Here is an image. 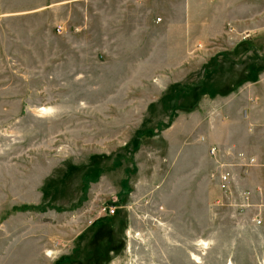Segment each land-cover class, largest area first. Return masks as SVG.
<instances>
[{
    "label": "rangeland",
    "instance_id": "1",
    "mask_svg": "<svg viewBox=\"0 0 264 264\" xmlns=\"http://www.w3.org/2000/svg\"><path fill=\"white\" fill-rule=\"evenodd\" d=\"M253 115L264 0H0V264H264Z\"/></svg>",
    "mask_w": 264,
    "mask_h": 264
},
{
    "label": "crops",
    "instance_id": "2",
    "mask_svg": "<svg viewBox=\"0 0 264 264\" xmlns=\"http://www.w3.org/2000/svg\"><path fill=\"white\" fill-rule=\"evenodd\" d=\"M256 108V107H255ZM253 114L256 112V110L252 111ZM256 115H253L251 118V121L249 125H245L244 122L240 121H233L230 123L231 125H228L227 130H228V141L226 142L227 145L233 146L235 150H239L242 153L245 152L248 155H256V154H264V130L260 131L259 126L260 124L256 123ZM243 129V130H242ZM237 134L238 138L235 139L231 138L232 135ZM238 139V140H237ZM258 158V157H256ZM258 160H264L258 158ZM263 165H260V167H257L256 169H248L247 172L244 174L246 177H242L243 183L245 182V185L247 183L251 184L253 186V191L255 192V198L256 202L263 200L264 201V167H261ZM253 171V172H252ZM236 176V175H235ZM261 177L262 180H251L252 178L249 179V177ZM249 179V182H248ZM242 183V184H243ZM244 185V184H243Z\"/></svg>",
    "mask_w": 264,
    "mask_h": 264
},
{
    "label": "built area",
    "instance_id": "3",
    "mask_svg": "<svg viewBox=\"0 0 264 264\" xmlns=\"http://www.w3.org/2000/svg\"><path fill=\"white\" fill-rule=\"evenodd\" d=\"M58 32L61 33L60 28L58 29ZM217 151L218 150L216 148H211V154L212 155H216ZM232 182H233L232 171L225 170L224 172L220 173V175L218 176V188H219V190L222 192L230 191ZM261 224H262L261 220L256 221L257 226H260Z\"/></svg>",
    "mask_w": 264,
    "mask_h": 264
},
{
    "label": "trees",
    "instance_id": "4",
    "mask_svg": "<svg viewBox=\"0 0 264 264\" xmlns=\"http://www.w3.org/2000/svg\"><path fill=\"white\" fill-rule=\"evenodd\" d=\"M25 207H23L22 209H24Z\"/></svg>",
    "mask_w": 264,
    "mask_h": 264
}]
</instances>
